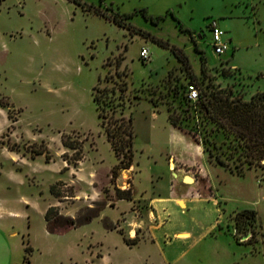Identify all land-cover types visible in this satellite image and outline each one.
I'll return each instance as SVG.
<instances>
[{"label":"rangeland","instance_id":"obj_1","mask_svg":"<svg viewBox=\"0 0 264 264\" xmlns=\"http://www.w3.org/2000/svg\"><path fill=\"white\" fill-rule=\"evenodd\" d=\"M212 19L229 41L223 53L210 42ZM142 48L146 61L139 57ZM189 84L198 91L228 86L245 99L264 91V0H0V207L18 213L10 221L29 245L24 264H143L145 256L167 264L151 241L125 246L98 215L49 232L44 210L53 207L49 223L62 229L64 214L78 223L110 198L108 170L117 157L98 117L94 86L114 91V116L131 114L136 192L144 187L151 194L161 186L148 179L147 151L181 145L166 113L203 139L201 118L186 97ZM111 112L105 108V122ZM82 156L79 187L70 184L65 167ZM214 172L225 191H238L244 200L264 185L259 166L242 177L218 167ZM89 177L101 184L100 194L87 186ZM159 183L169 186L166 176ZM229 220L237 238L251 229L256 240L251 220L236 213ZM210 243L204 238L185 258L195 254L194 260L176 264H209Z\"/></svg>","mask_w":264,"mask_h":264},{"label":"crops","instance_id":"obj_2","mask_svg":"<svg viewBox=\"0 0 264 264\" xmlns=\"http://www.w3.org/2000/svg\"><path fill=\"white\" fill-rule=\"evenodd\" d=\"M166 114L172 136L181 145L174 144L164 152L161 149L158 153L147 151L148 179L161 187L156 188L152 184L156 191L151 194L144 187L136 192L134 160L129 168L121 169L112 180L111 169L116 162L108 170L110 198L98 217L107 220L105 226L110 231L117 232L125 246L139 247L151 241L158 246L162 261L167 264L194 260L195 254L191 255V259L185 258L196 244L207 237L211 238L206 252L209 264H264V185L261 182L256 196L247 200L238 191L232 192L234 194L225 191L220 185L223 178H219L217 174L215 177L214 174L215 168H225L208 161L203 146L196 137L170 122L168 113ZM76 162L71 165L66 163L65 173L70 177V184L79 186L84 184L81 180L85 169L84 156ZM138 171L141 172L140 169ZM227 172L236 177L244 176L229 170ZM163 176L168 178L167 188L159 183ZM262 177L260 176L261 181ZM92 179L89 177L88 182ZM93 180L87 186L90 184L93 192L100 194L101 184L96 186ZM118 189L121 192L129 191V197L118 196ZM76 193L72 198L79 197V192ZM134 204L138 206L134 207ZM106 210H110L112 215L109 216ZM243 210H251L255 214L252 227L255 228L256 240L252 242L237 238V226L229 220L231 215ZM3 213H7V219H1ZM17 214L0 207V264H24L26 259L22 253L26 252V246L29 245L24 242V233L10 221ZM63 216L74 218L69 214ZM44 220L47 223L45 217ZM76 227L78 225L70 228ZM247 232L252 233L251 229ZM26 264H29L28 260ZM143 264L154 263L145 256Z\"/></svg>","mask_w":264,"mask_h":264},{"label":"trees","instance_id":"obj_3","mask_svg":"<svg viewBox=\"0 0 264 264\" xmlns=\"http://www.w3.org/2000/svg\"><path fill=\"white\" fill-rule=\"evenodd\" d=\"M76 2L77 0H72ZM117 22V21H116ZM177 55V53H176ZM178 59L184 61L179 55ZM93 101L98 109V117L102 119L105 134L111 147L117 157V163L111 169L112 180L118 175L121 169L129 168L133 160V126L131 114L124 116L120 112L119 116H114L115 105L113 101L114 91L107 88L100 90L98 86L93 87ZM126 90L125 83L121 89L119 98L122 99V92ZM198 98L193 101L197 109L198 117L201 118V129L203 134L201 144L204 152L208 154V161L223 166L230 172L243 175L251 167H262L264 169V91H257L248 99L243 98L231 87H216L205 91H198ZM111 109V114L105 122V108ZM168 112V111H167ZM168 119L174 125L182 128L183 126L175 119L169 116ZM198 140V138H196ZM199 141V140H198ZM67 147L79 150V147L63 142ZM38 154L43 153L38 151ZM76 159H79L77 157ZM118 196L129 197V191L121 192L117 190ZM49 207L45 211L46 226L49 232H61L67 228L77 226L88 222L93 216L98 215L99 211L94 214L86 215L80 222H75L73 218L65 217L66 227L56 228L50 225ZM93 208V207H90ZM240 216L247 219H254V212L243 210L238 212ZM57 219L55 216L53 220ZM239 219V218H238ZM250 222V221H249ZM253 234L247 239L251 240ZM127 241V239H126ZM29 246H26V252Z\"/></svg>","mask_w":264,"mask_h":264},{"label":"built area","instance_id":"obj_4","mask_svg":"<svg viewBox=\"0 0 264 264\" xmlns=\"http://www.w3.org/2000/svg\"><path fill=\"white\" fill-rule=\"evenodd\" d=\"M210 30V42L215 52L223 53L228 48V39L224 36V30L219 26L218 22L215 19H212L209 22ZM139 57L142 61L149 59V53L146 48H142L139 52ZM198 89L195 85L189 84L187 87V97L191 100L198 98ZM251 236V233H247V236L240 235L241 240H247Z\"/></svg>","mask_w":264,"mask_h":264},{"label":"water","instance_id":"obj_5","mask_svg":"<svg viewBox=\"0 0 264 264\" xmlns=\"http://www.w3.org/2000/svg\"><path fill=\"white\" fill-rule=\"evenodd\" d=\"M263 161H264V160H263ZM245 236H247V234H246Z\"/></svg>","mask_w":264,"mask_h":264}]
</instances>
